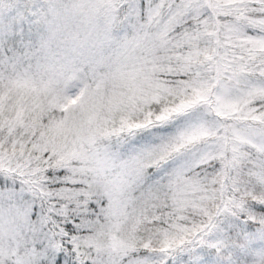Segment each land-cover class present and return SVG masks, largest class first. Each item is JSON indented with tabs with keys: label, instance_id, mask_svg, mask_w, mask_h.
Here are the masks:
<instances>
[{
	"label": "snow or ice",
	"instance_id": "1",
	"mask_svg": "<svg viewBox=\"0 0 264 264\" xmlns=\"http://www.w3.org/2000/svg\"><path fill=\"white\" fill-rule=\"evenodd\" d=\"M0 264H264V0H7Z\"/></svg>",
	"mask_w": 264,
	"mask_h": 264
},
{
	"label": "rangeland",
	"instance_id": "2",
	"mask_svg": "<svg viewBox=\"0 0 264 264\" xmlns=\"http://www.w3.org/2000/svg\"><path fill=\"white\" fill-rule=\"evenodd\" d=\"M1 1L2 0H0V5H1ZM64 3L69 5V7L71 8L72 4L74 3V0H64ZM0 8H1V6H0ZM145 194H148V193H145Z\"/></svg>",
	"mask_w": 264,
	"mask_h": 264
},
{
	"label": "trees",
	"instance_id": "3",
	"mask_svg": "<svg viewBox=\"0 0 264 264\" xmlns=\"http://www.w3.org/2000/svg\"><path fill=\"white\" fill-rule=\"evenodd\" d=\"M7 4V0H2L1 1V8H3L5 5ZM151 191H153V192H155V191H157L156 189H153V190H151Z\"/></svg>",
	"mask_w": 264,
	"mask_h": 264
}]
</instances>
